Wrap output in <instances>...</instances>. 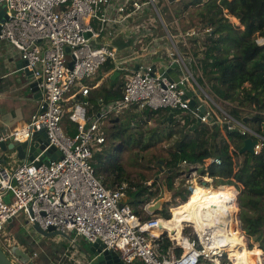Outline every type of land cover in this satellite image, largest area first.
Masks as SVG:
<instances>
[{
    "label": "built area",
    "instance_id": "obj_1",
    "mask_svg": "<svg viewBox=\"0 0 264 264\" xmlns=\"http://www.w3.org/2000/svg\"><path fill=\"white\" fill-rule=\"evenodd\" d=\"M164 2L168 4L169 0ZM0 6L7 15L0 24V41H7L19 53L25 67L32 71L41 94L38 107L29 120L1 132L0 142L29 143L34 132L44 131L45 150L55 147L60 152L55 160H48L46 164L40 159L44 151L28 161L27 158L20 160L14 150L0 149V247L13 264H82L75 252L67 251L46 262L39 260L36 252L29 260L13 257L15 240L4 233V226L20 211L25 213L27 225L37 224L42 230L52 226L64 234L81 236L88 243L99 242L103 250L114 251L126 264H217L222 258L231 264L226 255L218 253L220 248L236 244V240L226 238L231 229L223 212L216 214V225L196 213V223H186L191 234L188 232L184 243L171 248L166 232L159 236L152 234L159 221L166 220L150 216L148 206L153 202L142 206L148 217L142 218L127 202L126 184L107 188L90 163L93 152L107 143L108 132L104 125L107 119L133 106L174 109L195 119L199 117L201 102L197 96L196 106L191 107V97H184L185 92L178 83L159 70L174 64L180 83L185 85L187 92L195 94L188 88L189 78H194L188 66H196V62L187 38L197 37L199 44V35L210 36L211 28L179 30L177 38L186 48L181 52L158 14L157 0H0ZM151 9L166 32L169 47L162 45L155 32V19L148 16ZM119 35L124 36L127 44H115ZM256 43L262 45L264 40L257 38ZM153 54L162 57L160 69L153 61H147ZM69 62H73L71 68ZM106 62L113 63L114 68L100 75ZM113 72L124 76L120 99L103 105L98 114L89 115L87 96ZM195 84L201 89L197 82ZM213 115L217 117L206 108L200 122L211 125L208 118L212 120ZM224 116L231 118L225 113ZM63 119L76 124L74 136L64 133ZM232 120L233 125L231 120H226L228 130L236 128L242 135L249 134L256 139L253 155H257L264 138ZM6 154H9L8 160ZM210 163L220 165L221 160L211 158L206 164ZM181 165L185 167L183 173L189 184L193 173L210 177L209 173L202 174L197 166L185 161ZM211 179L213 183L216 180ZM234 187L235 193H239ZM228 201L236 204V194L228 196ZM163 239L169 241L166 251L158 243ZM17 248L26 250L23 244ZM176 249L181 250L179 255Z\"/></svg>",
    "mask_w": 264,
    "mask_h": 264
},
{
    "label": "trees",
    "instance_id": "obj_2",
    "mask_svg": "<svg viewBox=\"0 0 264 264\" xmlns=\"http://www.w3.org/2000/svg\"><path fill=\"white\" fill-rule=\"evenodd\" d=\"M173 5H176L175 17L181 21L183 32L194 27L190 23V9L194 10L201 28H211L210 36L198 38L199 44L197 37L187 38L195 57L196 66L192 70L197 83L206 87L214 99L228 103L225 112L229 117L264 138V44L256 43L257 38L264 40V0H177L170 3V6ZM227 16L234 17L242 29L231 23ZM178 48L181 52L186 51L182 45ZM165 57L168 59L166 54ZM113 68V63L106 62L101 67L100 75ZM122 81L120 77L113 83L109 77L102 81L92 92L90 103L93 109L88 110V114L99 108V99L103 103L120 99ZM170 112V109H139L133 106L115 116L110 137L120 147L103 145L93 152L90 159L100 181L107 188H113L128 180L120 161V154L125 150L133 146L148 148L155 141L167 142L170 146L166 154L152 155L149 160L157 167H162L167 189L172 190L175 177L184 172L185 167L181 165L183 161L197 166L200 173L207 172L210 175H201L208 181L194 185L199 187L192 191L206 194L203 205L209 204L212 196L216 199H228V193L234 196V185L239 183L241 188L237 202L243 230L260 244L258 251L264 252V143L257 155L238 154L244 139L250 137L249 134L242 135L236 128L226 131L224 135L219 131L213 134L210 124L201 123L193 128L196 124L194 117L187 113L181 114L178 110L168 119ZM176 115H180V118H176ZM150 120L161 127L160 131L153 127L144 131L133 129L135 124L144 126ZM212 120L217 122V117L213 115ZM61 125L66 135L74 136L77 133L76 124L67 119H63ZM211 158L220 159L221 164H206ZM160 160L163 162L161 166L158 164ZM211 177L216 179L214 183ZM147 181L145 176H141L140 182H127V195L140 198L142 206L149 203L158 191L155 181L151 185ZM184 191L181 197L185 200L191 190ZM134 211L139 213L136 209ZM162 214L163 218H169L167 212ZM141 217L148 218L145 215ZM158 243L163 251L167 250L168 240L163 239ZM175 253L179 255L181 250L176 249Z\"/></svg>",
    "mask_w": 264,
    "mask_h": 264
},
{
    "label": "rangeland",
    "instance_id": "obj_3",
    "mask_svg": "<svg viewBox=\"0 0 264 264\" xmlns=\"http://www.w3.org/2000/svg\"><path fill=\"white\" fill-rule=\"evenodd\" d=\"M170 3L171 2H168V4ZM175 6L176 5L167 6L164 0H157V11H158V14L160 15V18L163 19V21L168 25L169 31L172 33L174 37L173 38L174 41L177 43L178 46L181 47V44L177 38L178 32L175 33V27L173 25L174 19L177 20V23L179 26L181 25V29H183V26H182L181 21L175 17L176 16V12L174 11ZM189 15L191 17L190 23L192 26H194L193 29H196V30H198L197 28L202 29L200 28L201 25L198 24V19L194 14L193 9H190ZM148 16L151 18L153 17L155 19V22L153 23L155 27V32L157 33L158 37L161 38L160 42L162 43V45L169 47L170 44L166 37V32L162 29L160 22L158 21V16L156 15L155 11L151 9V12L148 14ZM227 17L229 18V21L231 23H233L236 26H239V28L242 29L239 22L235 18L231 16H227ZM185 23L186 22H184L183 24L185 25ZM201 32L202 30H200L199 34H201ZM199 37L202 38L203 36L199 35ZM191 52H192V48H191ZM163 56H164V61L167 63L168 60L166 59L165 54H163ZM194 66L195 65L193 64L192 67L190 66L188 67H189L190 72L192 71V74L195 76L194 71L192 70ZM121 78L123 79V77H120V79ZM189 80H190L189 81L190 86H188L189 90L195 93L198 101L201 102V105L206 106V108L210 109L216 114V116L219 118L217 121V123L220 124L219 132L221 135H224L225 132L222 130L221 124L224 122H227L226 120H231V124L232 125L234 124L231 118L226 119V117L224 116V113L226 114L225 112L226 104L222 103V101L218 99H214V97L209 93L206 87L200 85V88L202 90L199 89L195 84L197 82L195 78H193V80L189 78ZM210 98L212 99L213 102L210 100ZM215 104L217 105L215 106ZM104 125L107 128L106 132H108L107 143L105 145L106 146L111 145L112 148H119L120 147L119 143H112L113 141L109 137L110 130L113 128L114 123L106 122ZM150 127L157 128L159 131L161 128V127H158L156 123H154L153 120H150L144 126L143 125L141 126V124H137V125L135 124L133 129L134 130L142 129V131H144ZM169 146L170 144L164 141H155L154 145L148 148H140L138 146H133L132 149H129L127 151L125 150L123 153L120 154V161L123 164L126 177L128 179L126 182H124L126 186L128 184L127 182H135V183L140 182L141 176H145L148 179L147 181L148 185L153 184V181L156 182L158 191H157L156 196L153 197L149 203L156 202V201H163L162 202L163 206H162L161 211L159 210L157 211L158 213H156L155 215L151 214L150 216H158V217L163 218L162 212H167L169 214V219H171V217L177 216L179 220H182L183 218L181 216H183L187 211L192 210L196 206L195 203L203 205L202 204L203 198L206 196V194L199 192V191L196 193H192V191L198 189L199 187V186H194V185L199 184L201 182H207L208 180L206 179L205 176L202 177L197 173H193L192 179L190 180V184H189V180L185 179L184 173H181L180 175L175 177L173 189L168 190L166 186V178H165L166 175L162 167H157L154 163L149 162V160L152 155L154 156L165 155L166 150L169 148ZM8 156L9 154H6L7 160H8ZM140 164L142 166H140ZM95 175L98 178V175L96 172H95ZM101 178L104 180L103 176ZM235 186L237 187L238 189L237 191L239 192L241 188L240 184L238 183ZM189 189L191 190V194L187 195L186 197L187 200L186 199L184 200L181 197V194L184 195L185 194L184 190L188 191ZM177 192H180V193L178 194ZM228 194L229 196L232 195V193H228ZM235 194H236V204L234 203L229 204L228 199L224 198L227 201V203L233 207L235 211L234 216H233V222L230 226L233 229L231 231V235H230L231 237L229 238L236 240L235 245L234 243H232L230 246L227 245L226 250L228 251H226L224 255H226V257L230 260L231 264H236L234 256H237L240 251L255 250L259 253L261 252L262 264H264V252L262 250L258 251L260 244L258 242H255L253 237H248L245 234L241 221H240L241 230L239 229V226L238 227L236 226V223L238 222L236 215H238L239 217L240 209H239L238 202H237V196L239 193H235ZM207 195H210V194H207ZM213 198H214L213 196L210 197V200H212ZM190 200L194 201L195 203H190ZM127 202L129 203L133 211L134 209L139 211L138 213L139 216L145 215L142 210V203H141L140 198H137V197L130 198L127 195ZM170 214H171V217H170ZM188 232L191 234L188 228H185L182 234L187 235ZM4 233L6 235L10 234L11 236H13L15 243L13 244L14 249L12 251V256L18 259L25 258L26 260H29L30 255L33 252H36L38 255V259L43 262H46V261L55 259V256L61 251H67L68 253L75 252L76 256L79 259H81V256L79 255V252H80L79 249L83 250L90 246V244L83 237L77 236L74 233L66 234L67 238H64L62 236L42 237L38 235L32 229V226H29L26 224V216L23 211H20L12 219L11 222L5 224ZM233 241H230V242H233ZM22 244L25 245V248H26V250L24 251H21L19 248H17V245H22ZM224 244L221 246H224ZM222 249L224 248H220L219 251H221ZM217 261H218L217 264H228L229 263L224 258H222L221 260H217ZM138 264H143V263L138 262Z\"/></svg>",
    "mask_w": 264,
    "mask_h": 264
},
{
    "label": "water",
    "instance_id": "obj_4",
    "mask_svg": "<svg viewBox=\"0 0 264 264\" xmlns=\"http://www.w3.org/2000/svg\"><path fill=\"white\" fill-rule=\"evenodd\" d=\"M175 0H169V2H173ZM7 18V15L4 11V9L0 6V24L3 23ZM68 52V49H66ZM73 62L68 63V67L71 68ZM26 63L24 61H21L18 66L21 68H24V71L26 75H30L28 78H32V71L25 67ZM177 67L174 64H170V66L166 68H161L159 72H164L165 74H168L170 76L171 81H174L178 83V87L182 89L185 94L184 97H191L189 104L191 107L196 106V96L195 94L187 92V89L184 84L180 83V76L174 72V70ZM118 76V72H113L109 79L111 82L114 81V79ZM29 87L31 88L32 92H35L38 90L37 83L34 81L31 84H29ZM39 95L41 96L40 92ZM199 117L196 119V124L193 126V128L199 126L201 124L200 117L206 112V108L204 105H200L199 107ZM174 109H171V112L169 114L168 119H170L173 115ZM208 120L211 121V126L213 127V134H215L217 131L220 130V124L214 122L209 117ZM228 122H224L221 124V128L224 132L228 131ZM239 131V129H237ZM257 144L256 139H252L251 137H247L244 139L243 144L241 148L238 150V154L242 153H249L253 154L254 145ZM47 146V138L44 131L34 132L33 136L30 140V142H12L6 144L5 142H0V149L2 151H10L14 150L17 153V157L20 160H23L27 158L28 161L33 160L35 156H37L40 152L44 151L43 154L40 156V159L44 161L46 164H48V160H55L56 157L60 155V152L55 147H50L47 150H45ZM162 161H159V166L162 165ZM38 165V163H37ZM163 201H156L153 202L148 206V211L151 214H155L157 211L162 210ZM32 229L40 236L42 237H52V236H62L64 238H67V235L63 232L56 231L52 226H50L47 230H42L37 224H34L32 226ZM90 246L80 251L81 256V263L82 264H126L124 263L120 257L114 252L109 250H103V246L99 244V242L95 243H89ZM0 264H13V262L6 256V254L2 251L0 247ZM133 264H138V262H135Z\"/></svg>",
    "mask_w": 264,
    "mask_h": 264
},
{
    "label": "crops",
    "instance_id": "obj_5",
    "mask_svg": "<svg viewBox=\"0 0 264 264\" xmlns=\"http://www.w3.org/2000/svg\"><path fill=\"white\" fill-rule=\"evenodd\" d=\"M169 5L167 4V6ZM174 23H177L176 19H174ZM175 26L177 31L181 30V25L179 26L177 23ZM117 38L114 42L118 46L127 44L124 36L119 35ZM161 59L162 57L159 54H153L147 61H153L160 69L163 66ZM21 61L19 53L7 41H0V133L7 132L16 124H22L29 120L38 107L40 100L39 90L31 91L29 84L34 82V80L33 78L29 79L30 75L28 74L27 76L24 68L18 66ZM118 77H120L119 74L116 78ZM92 92L87 96L89 101L88 110L93 109L90 103ZM98 103L100 105L99 108L92 111L89 115L98 114L101 107L107 104L103 103L102 99H99ZM115 118V116H111L106 122L114 123Z\"/></svg>",
    "mask_w": 264,
    "mask_h": 264
},
{
    "label": "bare ground",
    "instance_id": "obj_6",
    "mask_svg": "<svg viewBox=\"0 0 264 264\" xmlns=\"http://www.w3.org/2000/svg\"><path fill=\"white\" fill-rule=\"evenodd\" d=\"M187 200V199H186ZM190 203H195L194 201L190 200ZM195 207L187 211L183 216V219L179 220L178 217H171V219L160 220L158 227L152 231L154 236H159L163 232H166L169 236L171 242V248H176L179 243L183 241L185 242V238L187 235H183L182 232L185 228H188L189 223H196L197 216L196 213L201 214L203 218L208 222H211L212 225H216V214L223 212L226 222L230 223V226L233 222L234 216V209L230 206L224 198L216 199L213 198L209 204L207 205H200L195 203ZM189 222V223H188ZM188 223V224H186ZM182 224V225H181ZM181 225V226H180ZM231 231L233 228H231ZM229 235L226 238H229ZM226 251L225 248L219 251V255H223ZM261 252H257L255 250H242L238 253L237 256H234L236 264H262V257Z\"/></svg>",
    "mask_w": 264,
    "mask_h": 264
},
{
    "label": "flooded vegetation",
    "instance_id": "obj_7",
    "mask_svg": "<svg viewBox=\"0 0 264 264\" xmlns=\"http://www.w3.org/2000/svg\"><path fill=\"white\" fill-rule=\"evenodd\" d=\"M196 96V95H195Z\"/></svg>",
    "mask_w": 264,
    "mask_h": 264
}]
</instances>
